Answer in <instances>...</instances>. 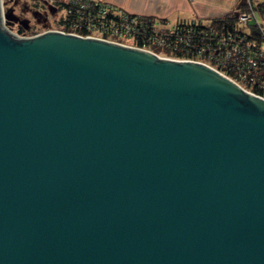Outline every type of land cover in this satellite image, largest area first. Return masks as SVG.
<instances>
[{
    "label": "water",
    "instance_id": "1",
    "mask_svg": "<svg viewBox=\"0 0 264 264\" xmlns=\"http://www.w3.org/2000/svg\"><path fill=\"white\" fill-rule=\"evenodd\" d=\"M9 21L0 0V264H264V99Z\"/></svg>",
    "mask_w": 264,
    "mask_h": 264
},
{
    "label": "built area",
    "instance_id": "2",
    "mask_svg": "<svg viewBox=\"0 0 264 264\" xmlns=\"http://www.w3.org/2000/svg\"><path fill=\"white\" fill-rule=\"evenodd\" d=\"M48 2L62 15L57 27L46 31L138 48L170 60L204 64L246 92L264 99V22L253 0H243L244 7L238 11L236 27L240 32L216 30L202 21L194 22L195 27L193 23L150 25L139 16L128 15L98 0ZM203 26L209 29H201ZM138 35L143 48L137 47ZM151 48L162 50L164 56ZM167 51L170 54L179 51L189 58L166 56Z\"/></svg>",
    "mask_w": 264,
    "mask_h": 264
},
{
    "label": "crops",
    "instance_id": "3",
    "mask_svg": "<svg viewBox=\"0 0 264 264\" xmlns=\"http://www.w3.org/2000/svg\"><path fill=\"white\" fill-rule=\"evenodd\" d=\"M135 16L180 22H208L234 11L240 0H98Z\"/></svg>",
    "mask_w": 264,
    "mask_h": 264
},
{
    "label": "rangeland",
    "instance_id": "4",
    "mask_svg": "<svg viewBox=\"0 0 264 264\" xmlns=\"http://www.w3.org/2000/svg\"><path fill=\"white\" fill-rule=\"evenodd\" d=\"M64 1V0H58ZM255 4H264V0H253ZM244 2L240 0L238 7L231 13L243 9ZM3 12L9 8H14L15 13L21 14L23 18L28 19L31 24V32H43L57 27L61 13H58L53 6H50L48 0H2ZM264 22V21H263ZM160 55L164 56L163 53Z\"/></svg>",
    "mask_w": 264,
    "mask_h": 264
},
{
    "label": "trees",
    "instance_id": "5",
    "mask_svg": "<svg viewBox=\"0 0 264 264\" xmlns=\"http://www.w3.org/2000/svg\"><path fill=\"white\" fill-rule=\"evenodd\" d=\"M106 5H109V4H106ZM116 9H118V8H116ZM257 11L259 13V17L264 21V4H257ZM121 12H123V11H121ZM123 13H125V12H123ZM238 13H239L238 11L235 12V13H230V14L222 17V18L214 19V20H211V21H208V22L210 23V27H212V28H214L216 30L222 29L223 31H226L227 30L229 32L239 31V29L236 27ZM128 15H130V14H128ZM131 16H135V15H131ZM136 17H138V16H136ZM139 17L142 20H145L146 22H148V24H150V25L152 23H159V24H166L167 23L164 20H158V19H155V18H149V17H143V16H139ZM194 22H196V21H193V22H180V23H178L176 25H180V24L185 25V24H189V23L191 24V23H193L192 26L195 27ZM201 29L207 30L209 28H207L206 26H203V27H201ZM38 33H40V32H33L30 35H35V34H38ZM137 39H138L137 40V43H136L137 44V47L143 48V43H142V40L140 38V35H138V38ZM151 50L153 52L157 53V54L162 53V50H159V49H152L151 48ZM165 55L166 56L173 57V58H177V59H188L189 58L186 55L180 53L179 51H175L172 54L168 53V51H167Z\"/></svg>",
    "mask_w": 264,
    "mask_h": 264
},
{
    "label": "flooded vegetation",
    "instance_id": "6",
    "mask_svg": "<svg viewBox=\"0 0 264 264\" xmlns=\"http://www.w3.org/2000/svg\"><path fill=\"white\" fill-rule=\"evenodd\" d=\"M4 14L8 15L10 18L9 25H7V28L12 33L17 34L20 31V36H30L31 24L28 19L21 17L23 16L22 14L21 16L19 14H16L14 8H9L8 10L4 11Z\"/></svg>",
    "mask_w": 264,
    "mask_h": 264
}]
</instances>
